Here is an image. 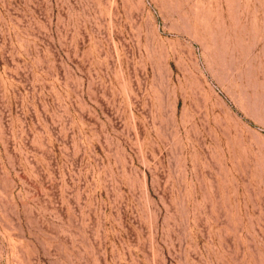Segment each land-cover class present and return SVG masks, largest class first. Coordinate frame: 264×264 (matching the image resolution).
<instances>
[{
    "label": "rangeland",
    "instance_id": "1",
    "mask_svg": "<svg viewBox=\"0 0 264 264\" xmlns=\"http://www.w3.org/2000/svg\"><path fill=\"white\" fill-rule=\"evenodd\" d=\"M0 264H264V0H0Z\"/></svg>",
    "mask_w": 264,
    "mask_h": 264
}]
</instances>
